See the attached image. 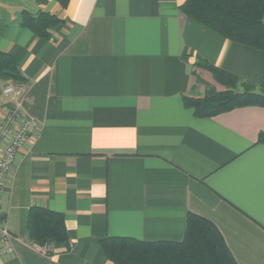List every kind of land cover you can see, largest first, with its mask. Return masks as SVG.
<instances>
[{
    "label": "crops",
    "instance_id": "0c3cea01",
    "mask_svg": "<svg viewBox=\"0 0 264 264\" xmlns=\"http://www.w3.org/2000/svg\"><path fill=\"white\" fill-rule=\"evenodd\" d=\"M186 0H0V51L15 57L38 122L6 190L10 229L32 207L65 216L45 256L17 236L0 264H113L99 241H181L189 213L213 222L238 264H264V106L198 118L185 97L225 88L203 66L264 85V52L180 10ZM63 20L50 39L21 13ZM0 79V117L9 98Z\"/></svg>",
    "mask_w": 264,
    "mask_h": 264
},
{
    "label": "trees",
    "instance_id": "16d2710c",
    "mask_svg": "<svg viewBox=\"0 0 264 264\" xmlns=\"http://www.w3.org/2000/svg\"><path fill=\"white\" fill-rule=\"evenodd\" d=\"M180 10L223 38L264 52V0H186ZM63 22L46 11L32 14L24 10L20 25L39 38L50 39L52 31L59 30ZM203 67L225 90L203 98L185 97V107L192 109L196 117L211 118L237 108L264 106V85L258 87L242 82L236 76L207 64ZM0 79L16 85L23 82L15 57L2 51ZM239 86L243 91L238 90ZM257 88L261 91L256 92ZM258 144H264V132L259 134ZM23 229L27 238L12 233L25 242L59 245L69 241L65 216L46 208H30ZM99 244L107 260L113 264H238L217 226L193 213L187 216L181 241L106 237Z\"/></svg>",
    "mask_w": 264,
    "mask_h": 264
},
{
    "label": "built area",
    "instance_id": "2783aa9c",
    "mask_svg": "<svg viewBox=\"0 0 264 264\" xmlns=\"http://www.w3.org/2000/svg\"><path fill=\"white\" fill-rule=\"evenodd\" d=\"M3 95L9 98L5 113L0 117V260L14 254L15 236L4 214L6 189L17 175L20 167L19 154L28 148L38 129V122L25 114L23 100L25 91L20 86L8 85L3 89ZM36 252L49 256L53 251L51 243H29Z\"/></svg>",
    "mask_w": 264,
    "mask_h": 264
},
{
    "label": "rangeland",
    "instance_id": "374dc122",
    "mask_svg": "<svg viewBox=\"0 0 264 264\" xmlns=\"http://www.w3.org/2000/svg\"><path fill=\"white\" fill-rule=\"evenodd\" d=\"M18 0H9V2H17ZM27 11H29V12H31L30 10H27ZM32 14H37L38 12H31ZM7 85H5V86H8V85H15V86H17L15 83H6ZM4 86V87H5ZM4 87H3V89H4ZM3 89H2V92H3ZM225 90V89H224ZM224 90H222V91H224ZM238 90L239 91H243V88L241 87V86H239L238 87ZM261 91V88H257L256 89V92H260ZM9 188V185H8V187H7V189ZM6 189V190H7ZM5 196H7V194H5ZM5 206H4V214L3 215H1V218H3L4 220H6L7 221V223H8V226H9V228L10 227H12L13 225H14V220L15 219H12V222H9V219H8V217H9V215H11V212H12V204H11V202L9 201L8 203L5 201ZM11 230V229H10ZM11 232H13L12 230H11ZM15 233V232H14ZM52 245H54L53 243H51Z\"/></svg>",
    "mask_w": 264,
    "mask_h": 264
}]
</instances>
